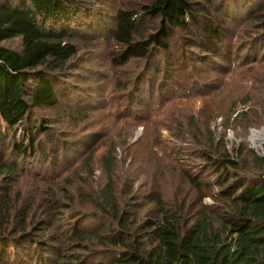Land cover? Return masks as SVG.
I'll return each instance as SVG.
<instances>
[{"label": "trees", "instance_id": "trees-1", "mask_svg": "<svg viewBox=\"0 0 264 264\" xmlns=\"http://www.w3.org/2000/svg\"><path fill=\"white\" fill-rule=\"evenodd\" d=\"M238 1V11L224 0H141L105 13L97 0H0V264H100L83 251L90 236L119 247L113 260L119 264H264V157L256 154L244 164L225 149L215 155L216 144L199 151V161L186 177L198 188L194 176L211 172L212 184L218 186L212 197L226 201L222 212L214 214L203 205L193 219L183 205L163 201L154 192L150 216L135 223L144 203L129 199L127 190L128 202L120 205L105 158L108 175L92 200L111 224L97 221L92 229L84 226L89 217L78 212L70 211L63 221L65 205L55 195L39 199L36 180L26 185L31 189L12 181L27 158L53 141L50 126L35 112L57 106L68 93L60 68L75 56L74 41L88 34L82 28L107 31L114 43L111 64L133 58L151 66L155 50L164 53L174 31L191 38L189 27H195L201 41H210L203 36L220 34V18L235 16L254 1L256 10L251 7L243 15L255 19L257 50L264 45V1ZM148 25L151 30L143 35L142 27ZM13 39H18L16 48L5 44ZM147 84L151 86L150 79Z\"/></svg>", "mask_w": 264, "mask_h": 264}, {"label": "rangeland", "instance_id": "rangeland-1", "mask_svg": "<svg viewBox=\"0 0 264 264\" xmlns=\"http://www.w3.org/2000/svg\"><path fill=\"white\" fill-rule=\"evenodd\" d=\"M138 1L97 0L105 13ZM224 1L234 11L242 3ZM244 7L233 17L220 18V34L203 36L210 41H201L195 27H189L191 38L183 30L174 31L168 49L155 50L151 66L133 58L111 64L114 43L107 31L82 28L88 34L74 41L75 56L60 68L76 97L69 89L57 106L35 112L50 126L53 141L27 158L28 164L15 170L12 181L20 189H31L26 185L36 180L39 199L55 195L67 206L60 211L61 219L68 221L70 211L78 212L89 217L84 223L88 229L97 221L111 224L92 200L108 175L104 158L112 168L114 189L120 191V205L128 202L127 190L129 199L144 203L135 223L150 216L153 203L148 201L154 192L163 201L183 205L189 219L203 205L214 214L222 212L226 199L212 197L218 190L212 173L194 176L200 181L198 188L186 174L193 172L199 151L215 144V155L225 149L244 164L252 160L251 154L264 157V138L253 136L262 131L264 137V45L256 50L255 19L243 15L251 7L254 12L256 3ZM150 30L143 26L141 32ZM5 44L19 46L18 39ZM83 251L100 264H119L113 262L119 247L101 239L90 236Z\"/></svg>", "mask_w": 264, "mask_h": 264}, {"label": "bare ground", "instance_id": "bare-ground-1", "mask_svg": "<svg viewBox=\"0 0 264 264\" xmlns=\"http://www.w3.org/2000/svg\"><path fill=\"white\" fill-rule=\"evenodd\" d=\"M253 136H255V137H261V138H264L263 136H262V131H258V132H254V134H253Z\"/></svg>", "mask_w": 264, "mask_h": 264}]
</instances>
